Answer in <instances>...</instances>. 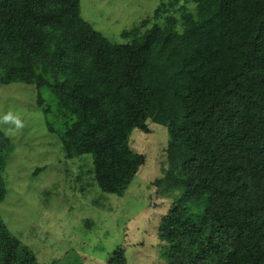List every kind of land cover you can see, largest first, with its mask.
Listing matches in <instances>:
<instances>
[{
    "label": "trees",
    "instance_id": "16d2710c",
    "mask_svg": "<svg viewBox=\"0 0 264 264\" xmlns=\"http://www.w3.org/2000/svg\"><path fill=\"white\" fill-rule=\"evenodd\" d=\"M179 1L112 43L79 0H0V85L49 92L35 107L65 159L85 162L81 194L96 184L122 196L146 160L131 132L165 127L166 167L151 183L170 200L157 231L166 264H264V0ZM12 150L0 129V203ZM109 263L126 264L124 251ZM0 264H38L1 217Z\"/></svg>",
    "mask_w": 264,
    "mask_h": 264
},
{
    "label": "rangeland",
    "instance_id": "374dc122",
    "mask_svg": "<svg viewBox=\"0 0 264 264\" xmlns=\"http://www.w3.org/2000/svg\"><path fill=\"white\" fill-rule=\"evenodd\" d=\"M79 1L89 25L112 43H126L122 31L150 21L162 0ZM37 91L49 98L35 85H0V129L13 143L2 172L6 194L0 217L7 228L33 251L38 264H110L119 248L126 264H166L157 231L170 200L158 197L151 183L166 167V128L149 123L148 134L131 132L130 148L146 160L122 196L104 194L96 184L81 194L74 190L85 162L65 159L59 138L35 107ZM99 197H107L105 206L91 203Z\"/></svg>",
    "mask_w": 264,
    "mask_h": 264
}]
</instances>
